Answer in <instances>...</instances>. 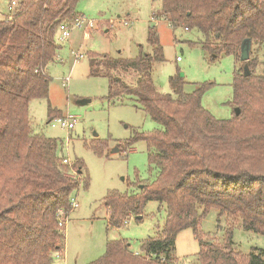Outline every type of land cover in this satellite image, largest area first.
<instances>
[{"label": "trees", "instance_id": "1", "mask_svg": "<svg viewBox=\"0 0 264 264\" xmlns=\"http://www.w3.org/2000/svg\"><path fill=\"white\" fill-rule=\"evenodd\" d=\"M78 1L18 0L0 20V264H53V256L65 249L58 212L67 215L72 193L81 182L88 185L87 176L80 177L82 162L63 163L57 139L33 132L28 117L29 102L48 97L46 66L60 48L58 26L79 16ZM161 1L155 17L172 27L198 30L212 59L239 58L248 40L251 56L235 69L230 119H217L202 106L209 83L194 84L189 91L176 74L169 77L171 92L157 90L153 65L164 56L153 28L148 36L152 53L140 49L133 59L103 56L98 68L90 62L93 75L110 79L109 97L125 94L159 124L124 142H146L155 176L140 182L134 193H107L108 224L120 227L129 216L141 219L152 200L164 206L165 218L158 233L141 243L140 253L124 239L109 240L104 254L88 264H174L176 236L187 228L199 244L198 264H264V249L234 250L231 229L220 242L205 240L199 231L215 208L218 220L224 216L264 236V73L256 72L264 50V0ZM118 70L135 72L136 84L113 76ZM52 113L49 107V117ZM107 147L97 142V150Z\"/></svg>", "mask_w": 264, "mask_h": 264}, {"label": "rangeland", "instance_id": "2", "mask_svg": "<svg viewBox=\"0 0 264 264\" xmlns=\"http://www.w3.org/2000/svg\"><path fill=\"white\" fill-rule=\"evenodd\" d=\"M9 1L0 0V20L9 14ZM161 3V0H79L76 4L79 16L93 25L71 28L67 39L57 32L60 48L56 59L46 66L50 78L48 97L29 102L30 127L35 133L56 138L58 154L68 159L67 164L80 160L83 164L80 177L86 175L88 185L85 187L81 182L72 193L77 206H72L66 219L63 218L65 249L53 256V264H88L104 254L107 241L115 239L128 241L131 251L140 253L141 243L158 233L165 218L164 206L152 200L146 203L141 219L129 216L120 227L108 224L103 204L107 193L112 190L134 193L140 182L152 181L155 176L149 168L146 142L137 140L129 146L124 142L135 132L151 133L159 124L136 108L135 101L125 94L109 97L110 79L101 73H91L92 60L98 68L103 56L133 59L140 49L152 53L148 36L153 28L164 56L163 61L153 65L152 80L157 90L171 92L169 77L176 74L187 82L189 91L194 84L209 83L201 98L202 106L217 119H230L234 115L229 103L233 77L244 61L233 55L212 59L198 30L181 25L172 27L167 19L155 17L160 14ZM79 54L83 57L77 59ZM258 58L261 64L256 72L264 73V50ZM112 75L128 85L136 84L137 75L133 71L118 70ZM49 107L53 109L51 117ZM69 117L75 120L71 129L49 123ZM99 140L107 142L108 147L97 150ZM228 229L232 231L235 251L264 249L262 234L246 231L237 221L224 216L218 220L215 208L209 209L199 225L202 237L214 242L222 241ZM198 252L193 230H181L175 240L174 264H198Z\"/></svg>", "mask_w": 264, "mask_h": 264}, {"label": "built area", "instance_id": "3", "mask_svg": "<svg viewBox=\"0 0 264 264\" xmlns=\"http://www.w3.org/2000/svg\"><path fill=\"white\" fill-rule=\"evenodd\" d=\"M17 5V1L16 0H10L8 5H7V10L8 12H12L14 10V8L16 7ZM87 22H85V20L83 19V17L79 16L77 18H75L71 23H68V22H61L58 26V31L60 32V36L63 38V39H67L69 38L70 36V31H71V28H81L83 27V24H86ZM93 24L91 22H88L87 23V26L91 27ZM88 27V28H89ZM83 57L82 54H79V55H76V58H81ZM176 60H180L179 57L176 58ZM50 125L51 126H61L63 128H66V129H71L73 128L74 126V123H75V120H72L71 121V117L69 118H56L55 120H52V121H49ZM68 159L65 157L63 158V163H68ZM73 207H76L77 206V202L75 199H73L71 197V208ZM65 212L63 210H60L58 212V216H59V221H58V226L59 227H62L63 224H64V219L65 218ZM66 219V218H65Z\"/></svg>", "mask_w": 264, "mask_h": 264}, {"label": "water", "instance_id": "4", "mask_svg": "<svg viewBox=\"0 0 264 264\" xmlns=\"http://www.w3.org/2000/svg\"><path fill=\"white\" fill-rule=\"evenodd\" d=\"M250 41H243L241 44V53H240V61H246L248 59V52L250 50ZM182 76V74H181ZM236 114L239 113V110L236 109Z\"/></svg>", "mask_w": 264, "mask_h": 264}, {"label": "crops", "instance_id": "5", "mask_svg": "<svg viewBox=\"0 0 264 264\" xmlns=\"http://www.w3.org/2000/svg\"><path fill=\"white\" fill-rule=\"evenodd\" d=\"M2 1V0H1Z\"/></svg>", "mask_w": 264, "mask_h": 264}]
</instances>
